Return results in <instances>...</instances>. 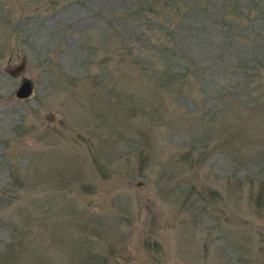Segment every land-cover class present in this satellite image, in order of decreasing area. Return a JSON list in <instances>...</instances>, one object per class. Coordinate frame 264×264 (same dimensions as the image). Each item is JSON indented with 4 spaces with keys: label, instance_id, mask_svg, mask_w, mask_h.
<instances>
[{
    "label": "rangeland",
    "instance_id": "obj_1",
    "mask_svg": "<svg viewBox=\"0 0 264 264\" xmlns=\"http://www.w3.org/2000/svg\"><path fill=\"white\" fill-rule=\"evenodd\" d=\"M0 264H264V0H0Z\"/></svg>",
    "mask_w": 264,
    "mask_h": 264
},
{
    "label": "water",
    "instance_id": "obj_2",
    "mask_svg": "<svg viewBox=\"0 0 264 264\" xmlns=\"http://www.w3.org/2000/svg\"><path fill=\"white\" fill-rule=\"evenodd\" d=\"M23 67V62L18 63L16 66H14L11 69H7V73L14 76L16 73H18ZM31 83L28 79H22L16 89L13 92V95L16 98H25L27 97L31 92Z\"/></svg>",
    "mask_w": 264,
    "mask_h": 264
}]
</instances>
